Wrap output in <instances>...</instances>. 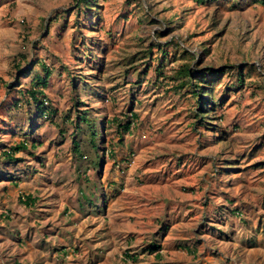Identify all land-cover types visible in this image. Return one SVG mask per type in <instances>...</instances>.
<instances>
[{"label": "rangeland", "instance_id": "rangeland-1", "mask_svg": "<svg viewBox=\"0 0 264 264\" xmlns=\"http://www.w3.org/2000/svg\"><path fill=\"white\" fill-rule=\"evenodd\" d=\"M77 1L0 0V264H264V4Z\"/></svg>", "mask_w": 264, "mask_h": 264}, {"label": "trees", "instance_id": "trees-1", "mask_svg": "<svg viewBox=\"0 0 264 264\" xmlns=\"http://www.w3.org/2000/svg\"><path fill=\"white\" fill-rule=\"evenodd\" d=\"M198 4H204L206 2H211L215 0H194ZM261 4H264V0H259ZM77 10H85V11H91L92 7H96V0H78L77 1ZM96 14V13H95ZM155 46V45H154ZM156 47L160 48V46L156 45ZM150 50V49H149ZM161 53H164V51H160ZM150 53V52H149ZM40 67L43 71V76L35 75L31 78V84L30 88L27 92H22V96L25 98L23 99L27 106H32L31 109H33L34 114L38 113L39 115L45 116L47 113H51V111L46 112V107H44L45 102V95H44V89L47 87L48 80L51 76V70L48 69L47 66L44 64H40ZM246 68V67H245ZM17 69H19V66H17ZM236 69V68H235ZM237 74V82L241 84L244 80L243 74L239 69ZM31 72L30 68H27L24 71V74H29ZM219 71H213L210 69H207L205 71L202 70H191L190 64H183L180 66V68L175 72L174 77H172V80L176 82V88L182 89L187 88V91L189 92L190 96L195 99L196 105L198 106L195 108L196 112L194 115L197 119H200L203 124H208L205 121L211 120V118H208V113L211 111L209 108L210 105H212V102H210L208 95H209V89L207 85H210V83L214 82L216 78L218 77ZM205 84V85H204ZM23 101V102H24ZM17 104H13V107L17 108ZM80 104V103H79ZM87 113H81V120L82 122L86 123L87 126H89L90 134H89V143L94 148L97 149L96 145V137L97 132L93 128L90 119L87 118ZM132 118L135 117V115H131ZM129 128V125L125 126L124 130H127ZM75 152L78 153V156H82L81 151L79 149V143L76 141H73ZM28 144L26 142H22L19 145H16L14 148H11L13 153L22 150H27ZM30 148H35L31 145ZM0 155L2 156V159L8 160V161H15L14 157L10 153H3L1 152ZM151 247H154L153 245ZM154 247L151 250V253L153 250H155Z\"/></svg>", "mask_w": 264, "mask_h": 264}]
</instances>
